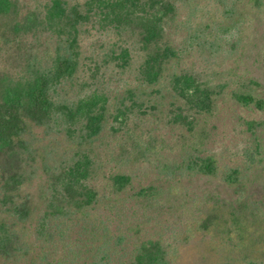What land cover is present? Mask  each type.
Masks as SVG:
<instances>
[{"label": "rangeland", "instance_id": "rangeland-1", "mask_svg": "<svg viewBox=\"0 0 264 264\" xmlns=\"http://www.w3.org/2000/svg\"><path fill=\"white\" fill-rule=\"evenodd\" d=\"M163 1L175 12L158 44L97 18L79 26L77 68L53 95L70 108L99 96L97 133L79 113L61 109L25 135L16 162L28 178L22 191L36 202L38 194L63 192L65 169L79 160L90 162L88 183L97 191L56 253H39L37 263L129 264L152 240L169 264H264V4ZM50 2L14 0L0 19V32L15 39L0 44V77L21 72L25 51H55V32L13 30ZM165 47L160 76L149 83L146 61ZM183 75L193 81L189 89ZM207 156L211 173L200 165Z\"/></svg>", "mask_w": 264, "mask_h": 264}, {"label": "trees", "instance_id": "trees-1", "mask_svg": "<svg viewBox=\"0 0 264 264\" xmlns=\"http://www.w3.org/2000/svg\"><path fill=\"white\" fill-rule=\"evenodd\" d=\"M253 1L257 6L264 4L263 0ZM14 9V0H0V19L9 16ZM174 12V5L163 0H86L73 4L51 0L43 14L30 13L25 23L13 27L15 34L19 27L26 34L55 32L60 42L53 53L41 57L25 51L21 72L0 77V259L6 260L4 263L41 264L40 258L39 263L36 260L38 254L56 253L57 243L66 240L77 223V213L86 216V210L96 201L97 191L88 183L92 170L88 160L76 161L65 169L61 180L63 192L51 199L38 194V202L30 192L22 191L28 178L20 173L16 162L25 148V135L30 129L46 124L61 109H66L70 115L79 113L85 117L92 134L101 129L103 107L95 108L99 96L80 100L70 108L55 101L53 95L62 79L71 78L77 68L75 48L79 45V26L97 18L101 26H113L121 32H138L143 43L158 44L164 34V25ZM13 41L15 39L7 33L0 32L1 45ZM167 51H170L169 47L162 53H154L146 61L143 72L149 83L159 78ZM262 65L264 68V49ZM180 79L187 85L185 88L193 86L190 76L183 75ZM242 98L250 100V96ZM200 165L210 173L213 171L214 162L209 156ZM114 180L124 178L116 176ZM41 205L44 207L42 214L38 209ZM72 261L73 258L68 262ZM129 264L169 262L159 242L148 240L140 244ZM248 264L256 263L250 261Z\"/></svg>", "mask_w": 264, "mask_h": 264}]
</instances>
